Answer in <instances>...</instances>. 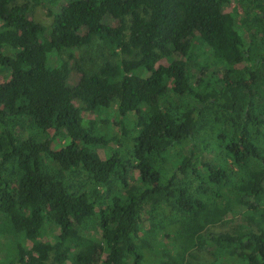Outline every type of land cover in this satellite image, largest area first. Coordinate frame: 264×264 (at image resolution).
Masks as SVG:
<instances>
[{
  "label": "trees",
  "instance_id": "obj_1",
  "mask_svg": "<svg viewBox=\"0 0 264 264\" xmlns=\"http://www.w3.org/2000/svg\"><path fill=\"white\" fill-rule=\"evenodd\" d=\"M0 237V264H264V0H0Z\"/></svg>",
  "mask_w": 264,
  "mask_h": 264
},
{
  "label": "rangeland",
  "instance_id": "obj_2",
  "mask_svg": "<svg viewBox=\"0 0 264 264\" xmlns=\"http://www.w3.org/2000/svg\"><path fill=\"white\" fill-rule=\"evenodd\" d=\"M33 18L36 21L41 22L45 25H49L51 20H52L51 17L48 15L47 8H45L44 6H36L35 8H33ZM3 81H4V79L2 78V82ZM114 110H117V107H115ZM122 120H124L125 126H129L131 124V120L128 117L127 118L124 117ZM99 154L103 159H106V157L109 154V151H107L103 148H100ZM169 159L174 164H176L180 160L178 157H175L173 155L169 156ZM246 216L248 218V215H246ZM256 220L259 224L262 225V223H260L259 218ZM242 221H243L242 219L237 218L234 222L228 221L227 224L213 227L211 230L214 232L231 231L232 227L234 226L233 225L234 223H241ZM94 236H95L97 244H98V247L96 248L95 259L97 262L101 263L106 257L105 252H104V247H103L105 239L100 234H95ZM10 250H11V245L8 243V241L6 239H3L2 237H0V262L4 261L3 259L5 258L6 253ZM12 250H14V249H12ZM200 258H202V261L204 263L212 262V259L210 258V255H209V250H207V248L205 250L200 251Z\"/></svg>",
  "mask_w": 264,
  "mask_h": 264
}]
</instances>
